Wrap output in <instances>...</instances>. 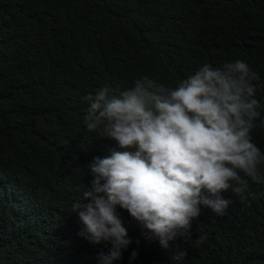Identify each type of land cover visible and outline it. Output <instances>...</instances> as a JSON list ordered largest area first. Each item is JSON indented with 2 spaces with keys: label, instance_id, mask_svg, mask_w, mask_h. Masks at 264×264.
I'll use <instances>...</instances> for the list:
<instances>
[{
  "label": "trees",
  "instance_id": "1",
  "mask_svg": "<svg viewBox=\"0 0 264 264\" xmlns=\"http://www.w3.org/2000/svg\"><path fill=\"white\" fill-rule=\"evenodd\" d=\"M237 59L259 76L251 135L264 152V0H0V264H98L111 247L72 212L88 162L115 146L87 130L85 96L144 76L175 88ZM240 175L243 198L223 193L222 216L201 206L167 248L118 207L132 243L113 264H264V183Z\"/></svg>",
  "mask_w": 264,
  "mask_h": 264
},
{
  "label": "clouds",
  "instance_id": "2",
  "mask_svg": "<svg viewBox=\"0 0 264 264\" xmlns=\"http://www.w3.org/2000/svg\"><path fill=\"white\" fill-rule=\"evenodd\" d=\"M258 79L237 59L205 63L175 88L144 76L118 93L104 86L84 97L87 130L115 142L110 155L88 162L93 180L72 205L81 235L111 244L97 254L98 264L122 259L132 243L118 207L167 248L190 235L201 206L222 216L232 203L223 193L243 198L248 182L240 173L264 183V152L251 135L261 116ZM136 256L133 250L130 260Z\"/></svg>",
  "mask_w": 264,
  "mask_h": 264
}]
</instances>
